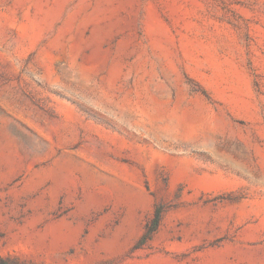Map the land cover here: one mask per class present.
<instances>
[{
	"label": "rangeland",
	"instance_id": "obj_1",
	"mask_svg": "<svg viewBox=\"0 0 264 264\" xmlns=\"http://www.w3.org/2000/svg\"><path fill=\"white\" fill-rule=\"evenodd\" d=\"M0 144V258L264 264V0H0Z\"/></svg>",
	"mask_w": 264,
	"mask_h": 264
},
{
	"label": "bare ground",
	"instance_id": "obj_2",
	"mask_svg": "<svg viewBox=\"0 0 264 264\" xmlns=\"http://www.w3.org/2000/svg\"><path fill=\"white\" fill-rule=\"evenodd\" d=\"M10 155L7 149L0 144V163L9 159ZM80 167L85 173L89 175L90 169L86 164H80L75 159L66 157L57 161L56 165L50 169V173L58 178H65L69 176L71 169ZM73 171V170H72ZM90 177V176H88ZM89 184L91 186L90 196L114 190L124 194H130L132 189L126 180L114 173H106L98 178H90ZM112 192V191H111ZM63 222H59L51 226L49 233L54 237H61L63 235Z\"/></svg>",
	"mask_w": 264,
	"mask_h": 264
},
{
	"label": "trees",
	"instance_id": "obj_3",
	"mask_svg": "<svg viewBox=\"0 0 264 264\" xmlns=\"http://www.w3.org/2000/svg\"><path fill=\"white\" fill-rule=\"evenodd\" d=\"M159 223H160V214L158 213L154 219L153 226L149 229V231L145 235L144 240H148L153 236V234L157 231ZM0 264H19V263L14 262L13 260H10L8 258H0Z\"/></svg>",
	"mask_w": 264,
	"mask_h": 264
}]
</instances>
